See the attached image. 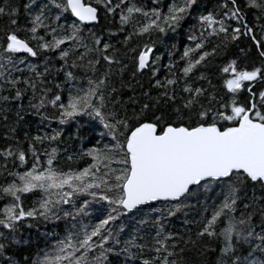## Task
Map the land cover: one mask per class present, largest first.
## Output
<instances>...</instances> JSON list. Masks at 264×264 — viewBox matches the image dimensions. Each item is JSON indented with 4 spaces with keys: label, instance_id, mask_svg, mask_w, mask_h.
I'll return each mask as SVG.
<instances>
[{
    "label": "snow or ice",
    "instance_id": "1",
    "mask_svg": "<svg viewBox=\"0 0 264 264\" xmlns=\"http://www.w3.org/2000/svg\"><path fill=\"white\" fill-rule=\"evenodd\" d=\"M196 3L172 0L164 10L134 0H48L33 12L35 5L26 2L30 27L24 28L18 26L14 0H0V19H7L0 25V115H5L9 141L0 147L5 159L0 198L8 201L0 208V229L7 230L0 235V264H264V0H216L214 9L195 15L191 33L185 29L190 43L179 57V76L174 71L158 76L154 40L133 43L137 37L148 41L157 32H175ZM22 31L30 39L21 38ZM242 40L248 43L242 46ZM52 50L64 61L66 98L59 91L53 95L44 79L47 56L38 68L17 55L39 57ZM70 56L72 68L84 70L82 77L67 70ZM217 59L223 62L218 75L227 98H217L214 87L207 91L192 79ZM241 60L244 67L238 66ZM146 72V81L138 79ZM202 78L203 73L196 80ZM242 89L247 92L243 101L238 99ZM9 101H19L10 123ZM47 105L58 115H46ZM25 110L60 124L78 114L93 116L112 142L84 150L80 155L91 163L83 168L54 166L53 147L42 164L36 159L17 171L9 158L25 164L29 156H38L37 142L60 136L55 130L52 136L34 135L25 151L15 139ZM70 135L83 139L78 132ZM113 161L121 167H109ZM213 185L220 195L211 203L200 199ZM28 196L33 197L30 207L25 206ZM77 197L78 208L63 207ZM92 203L104 209L103 218L77 226V217ZM197 205L198 215L191 211ZM61 218L70 224L65 235L47 251L21 259L15 245L27 241L17 238L19 224L29 219L38 229L41 221ZM176 220L180 223L173 226Z\"/></svg>",
    "mask_w": 264,
    "mask_h": 264
},
{
    "label": "trees",
    "instance_id": "2",
    "mask_svg": "<svg viewBox=\"0 0 264 264\" xmlns=\"http://www.w3.org/2000/svg\"><path fill=\"white\" fill-rule=\"evenodd\" d=\"M14 2L18 5V26L23 25L24 28L30 27L28 24V14L25 13L23 4L28 2L30 4H34L35 7L32 9L33 12L40 9L42 4L48 2V0H14ZM112 3H115L116 0H111ZM138 6H143L145 8H151L153 6L161 7L166 10L169 3L172 0H134ZM216 6V0H197L196 7L192 10V15L185 18L184 21L181 22V27L177 29L175 32L168 30L163 34L159 32L155 33L153 37H151L148 41H144L143 39L137 37L133 40V43L143 44L145 42L151 43L153 40L155 41L153 47V56L159 57V63L157 66L158 76L164 77L169 71L176 72L177 76L180 75L179 68L183 66L181 60L179 59L181 53L184 50V45L186 43H190L187 40L188 33H191V26L195 23L194 16L199 14L201 11H208L210 9H214ZM49 14L48 9L44 10V15L47 16ZM52 15H55V12H52ZM70 19H74L70 17V13L67 14ZM248 16V20L253 24L255 21L253 20L252 13H246ZM142 20V17H137ZM45 23H48L46 20ZM0 25H7V19H0ZM185 29H188V33L185 32ZM124 34H127L125 32ZM199 35V33H195ZM4 33L0 32V39L3 38ZM21 38H29L31 37L30 33L22 31L19 33ZM37 35H44V30L37 29ZM117 40H120L121 37L118 35L116 37ZM32 46L36 45V41L30 40ZM248 43L247 40H242L241 45H246ZM67 42L63 47H67ZM173 46L175 49L173 50ZM63 47L61 50H63ZM41 51V50H38ZM172 52L171 57H169V52ZM232 51H235L233 49ZM254 52V49H252ZM24 55L27 60L26 62L35 63L38 68L41 67L40 60L44 59V56H47V60H45V67L49 68V73L45 74L44 79L47 82L48 87L52 89V94L55 95L57 92L63 93L66 98L69 90V82L64 79V73L61 69V65L64 64L63 60H60L58 57V53L55 50H52L50 53L44 51L43 56L39 57H27V54L20 53L17 55ZM235 58V57H231ZM171 61H175V64L172 65L171 69L165 68V64H169ZM223 66V62L219 59L212 66L201 67L199 71L195 73V76L192 77L193 81L198 86L205 87L207 91H211L212 88H215L214 95L217 98L221 96L227 98L226 93L227 90L223 88V82L221 79V75H218V68ZM239 67H244L245 63L243 60L240 61ZM67 70L73 71L76 76L82 77L85 73L83 69L79 67L73 69L71 66V56L69 57ZM201 73H203V78L201 80H196V77H200ZM90 74V73H89ZM149 73H144V76L138 77L142 81H146ZM60 84V89H56L55 86ZM74 87H82L83 82L76 83L73 82ZM182 90V85H181ZM130 94V93H125ZM247 95L246 90H241V93L238 94V99L243 101L245 96ZM23 102L25 104L28 103V97L24 96ZM50 99V97H49ZM19 101H9V104L12 105L11 110L6 114L8 122L15 119V108L14 105ZM3 102H0L2 105ZM42 110L46 112V115L51 117L53 114L58 115V113H54V110L51 105L45 106ZM22 121H18L15 126V139L22 141L21 147L27 151V143L28 140L34 135H48L52 136L55 131L60 132V136L56 137L54 142L50 141H40L35 144V148L38 151V156H29L26 159L25 164H20L18 161H15L12 158H9L8 164L15 165L17 171L25 170V165L27 167H31L33 160L38 159L42 164L43 161L47 158L45 156V151L49 150L53 147L57 149L56 156L54 157V166L61 168L63 170H67L69 167L71 168H83L88 163H91V158L88 156H81L80 154L84 152V150L91 147H103L105 143L112 142V138L107 135V132L104 128V125L100 123V121L93 116H85L83 114H78L77 117L67 120L64 124H60L59 121L55 119H46L42 120L39 115H33L30 111L25 110L21 113ZM5 131H6V123H5V115H0V147L6 146L9 142L5 139ZM72 132H78L80 139L77 136H71ZM25 134H27L28 139H25ZM69 157H72L71 159ZM5 165V159L3 156H0V166ZM109 167L111 168H120L121 165L113 161ZM4 179V174L0 172V181ZM207 194H200V199H206L209 203L213 201L214 197H218L220 193L218 192L217 186L213 185L209 187L207 190ZM37 197L39 193H36ZM86 198V197H84ZM33 200L32 196H28V199L25 201V206H32L31 201ZM80 197H77V201H73L72 204L64 205L63 207L66 210H71L73 204L75 207H79ZM8 201L0 198V208L4 206ZM218 202V200H217ZM153 207L156 206L155 202L149 203ZM199 206L191 211L195 214H199ZM104 209L101 208L100 205L92 203L90 206H86L83 213H81L77 219L76 223L79 226L80 223L89 224L95 223V220L98 218H103ZM139 218V217H137ZM171 219V218H170ZM68 221H71V217L68 218ZM125 224L127 229L130 231L131 224L127 219H125ZM120 221H116L117 226ZM180 223L179 220L173 222V226H176ZM70 227V224L65 221L64 218H61L58 221L51 222H39V228L30 227L29 219H25L23 223L19 224V231L17 232V238L19 241H27V243H17L15 245L16 249L20 251L21 259H30L31 256L36 255L37 253H42L48 250L46 246L52 245V243L56 240L61 239L65 235L66 228ZM7 230L0 229V235L3 234ZM51 233L50 237L46 238V234ZM121 240L127 238V231L124 232V235L119 237ZM110 259H116L110 255ZM119 259H122L119 258Z\"/></svg>",
    "mask_w": 264,
    "mask_h": 264
},
{
    "label": "water",
    "instance_id": "3",
    "mask_svg": "<svg viewBox=\"0 0 264 264\" xmlns=\"http://www.w3.org/2000/svg\"><path fill=\"white\" fill-rule=\"evenodd\" d=\"M148 203H151V202H148Z\"/></svg>",
    "mask_w": 264,
    "mask_h": 264
},
{
    "label": "flooded vegetation",
    "instance_id": "4",
    "mask_svg": "<svg viewBox=\"0 0 264 264\" xmlns=\"http://www.w3.org/2000/svg\"><path fill=\"white\" fill-rule=\"evenodd\" d=\"M247 93V92H246Z\"/></svg>",
    "mask_w": 264,
    "mask_h": 264
}]
</instances>
